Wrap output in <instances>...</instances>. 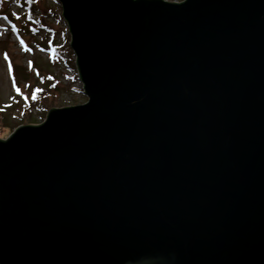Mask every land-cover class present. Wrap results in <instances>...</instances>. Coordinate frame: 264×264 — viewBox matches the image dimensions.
Listing matches in <instances>:
<instances>
[{"label": "water", "instance_id": "obj_1", "mask_svg": "<svg viewBox=\"0 0 264 264\" xmlns=\"http://www.w3.org/2000/svg\"><path fill=\"white\" fill-rule=\"evenodd\" d=\"M87 102L0 139V264H264V0H58Z\"/></svg>", "mask_w": 264, "mask_h": 264}, {"label": "rangeland", "instance_id": "obj_2", "mask_svg": "<svg viewBox=\"0 0 264 264\" xmlns=\"http://www.w3.org/2000/svg\"><path fill=\"white\" fill-rule=\"evenodd\" d=\"M40 6L37 26L26 18L21 0H0V139L20 126L43 123L46 110L41 98L46 95L53 100L52 108L82 105L88 100L61 4L41 0Z\"/></svg>", "mask_w": 264, "mask_h": 264}, {"label": "trees", "instance_id": "obj_3", "mask_svg": "<svg viewBox=\"0 0 264 264\" xmlns=\"http://www.w3.org/2000/svg\"><path fill=\"white\" fill-rule=\"evenodd\" d=\"M40 2L41 0H21V3H22V7L26 10V18L29 20V21H33L32 23H34L35 25L39 26L40 25V15H41V6H40ZM37 19L39 22H37ZM11 24L13 23L14 24V21L13 19H8ZM24 23L21 24V27L23 28H26L25 30H28V28L25 26ZM29 27V26H28ZM31 29V28H30ZM32 30V29H31ZM34 30H32L33 32ZM43 103H42V108L44 110H46V116L49 112V110L52 108L53 106V100L50 98V96L46 95L44 97L41 98ZM1 117H0V127H2V124H1Z\"/></svg>", "mask_w": 264, "mask_h": 264}, {"label": "snow or ice", "instance_id": "obj_4", "mask_svg": "<svg viewBox=\"0 0 264 264\" xmlns=\"http://www.w3.org/2000/svg\"><path fill=\"white\" fill-rule=\"evenodd\" d=\"M17 91H19V89H17ZM33 99H35V95H33V97H32Z\"/></svg>", "mask_w": 264, "mask_h": 264}]
</instances>
